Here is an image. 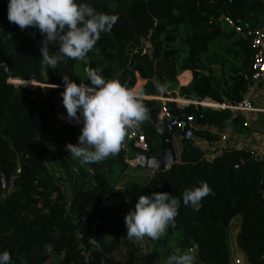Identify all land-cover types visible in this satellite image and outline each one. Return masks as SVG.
<instances>
[{
    "label": "trees",
    "instance_id": "1",
    "mask_svg": "<svg viewBox=\"0 0 264 264\" xmlns=\"http://www.w3.org/2000/svg\"><path fill=\"white\" fill-rule=\"evenodd\" d=\"M8 3L0 0V253L9 251L11 264H167L175 248H189V232L194 231L196 264H232L230 234L220 223L230 227L241 216L239 249L249 264H264L263 160L229 148L210 162L179 131L180 159L172 166L135 173L119 163L131 155L161 154V138L149 119L161 107L173 118L196 115L199 125L220 129L240 118L235 120L229 109L182 108L169 100L176 99V92L198 102L208 98L236 105L243 100L254 50L250 40L222 19L231 18L245 29L264 28V0H77L119 19L111 32L101 33L84 61L69 59L59 54L58 45L49 44L50 55L58 57L56 69L42 65L36 41L45 37L39 30L21 31L8 21ZM7 33L12 40L6 39ZM88 68L131 90L143 81L139 97L149 114L138 129L129 131L118 155L85 164L86 170L73 161L81 175L68 197L51 171L50 144L78 143L83 125L61 118L67 116L62 77L91 86ZM185 71L193 73V82L180 87L178 77ZM9 79L38 86H17ZM158 83H167L168 90L159 93ZM52 84L59 88L52 89ZM132 133L145 137L146 151L129 139ZM196 135L213 140L200 131ZM202 181L214 195L202 199L199 211L185 207L183 191ZM153 192L180 197L179 215L166 236L159 241L147 238L148 253L140 254L137 240L126 236L124 218L140 195Z\"/></svg>",
    "mask_w": 264,
    "mask_h": 264
},
{
    "label": "clouds",
    "instance_id": "2",
    "mask_svg": "<svg viewBox=\"0 0 264 264\" xmlns=\"http://www.w3.org/2000/svg\"><path fill=\"white\" fill-rule=\"evenodd\" d=\"M7 18L21 31L39 30L45 37L40 49L41 62L51 69H56L59 61L56 55H50L49 44L58 45L59 54L69 59L84 61L101 33L111 32L119 19L77 0H9ZM6 39L12 40V34L7 33ZM86 76L91 86L62 77L65 90L61 96L67 116L61 118L68 123H82L78 143H68L65 150L81 163L92 164L118 155L129 131L138 129L148 119L149 110L127 84L105 79L99 70L92 68L86 69ZM52 85V89L59 88ZM168 87L167 83L156 85L161 94ZM209 195L214 193L202 181L200 186L183 191L182 202L185 207L199 211L202 199ZM180 205L181 198L169 192L140 195L135 209L124 218L127 238L140 241L147 237L159 241L166 236L169 226H176ZM193 251V247L187 250L177 247L167 258V264H196ZM11 260L9 251L0 253V264H11Z\"/></svg>",
    "mask_w": 264,
    "mask_h": 264
},
{
    "label": "crops",
    "instance_id": "3",
    "mask_svg": "<svg viewBox=\"0 0 264 264\" xmlns=\"http://www.w3.org/2000/svg\"><path fill=\"white\" fill-rule=\"evenodd\" d=\"M239 75L241 76L242 74ZM178 81L180 87L190 86L193 82V73L191 71L183 72L178 77ZM139 82H142V86H143L144 82L141 80ZM140 90L138 91L137 94L138 97L140 96L139 95ZM176 94H177L176 99H170L169 101L177 103L182 108L188 107L189 105L185 103V100H189L187 99L188 97L179 96V92H176ZM242 96H243V100L246 97H249L251 99L255 107V111L244 113V112L231 110L232 112L235 113L234 115L235 120L238 119V117L240 118L236 122H233L232 120L231 123L228 125V127L225 129H220L213 126H201L198 123L196 124L197 132L200 131L202 133L210 135L213 138L212 141H208L207 139L201 138L196 135V140H193L195 145L200 150L203 151L206 160L210 162L215 160L216 158L222 156L224 151L229 148L235 150L249 151V152H261L264 150V80L258 84L257 88L254 90L252 94L250 95L248 94V88H247L246 92L243 93ZM224 99L226 98L224 97ZM157 100L161 101L162 103L167 101L164 98H158ZM178 102H180V104ZM215 104L218 106L213 107L216 106ZM223 105H227V104H220L218 102H215L207 98L203 100V104L201 105V107L214 109V110H220V109L224 110L223 108L220 107ZM195 106L198 107L199 105L195 104ZM228 106H232V105H228ZM61 117H65V116L61 115ZM149 117L151 121L153 122L155 121L162 125H165L167 121L166 115L164 114L162 107L150 113ZM63 120L67 121L66 119ZM72 124L74 126H78L82 123L77 124L74 122ZM176 135H177L176 133L172 134L173 143L177 154V159H176L177 161L180 159L181 146ZM223 137H226V140H223ZM155 157L141 156L135 159L134 156L131 155L130 157H128V160L126 159V162L128 164L127 169L135 173H143V172L155 173L156 171L161 170L158 164H153V160L155 159ZM138 167H142V169H137ZM241 223H242V217L237 216L232 220L230 225L231 233H230L229 243L233 257V264H236L237 262H239V264H249L246 255L239 249L238 246V235L241 231Z\"/></svg>",
    "mask_w": 264,
    "mask_h": 264
},
{
    "label": "built area",
    "instance_id": "4",
    "mask_svg": "<svg viewBox=\"0 0 264 264\" xmlns=\"http://www.w3.org/2000/svg\"><path fill=\"white\" fill-rule=\"evenodd\" d=\"M226 24L233 27L236 33L243 35L246 39L250 40L252 48L254 50V58H253V65H252V73L250 77V83L248 85V94H252L254 90L257 88L258 84L264 80V28H243L235 24V22L228 17L222 19ZM9 82L15 84L12 79H9ZM180 104V102H178ZM187 105H199L201 106L203 102H198L196 100H185ZM216 105V104H215ZM198 106V107H199ZM213 106V107H217ZM223 109H230L233 111L249 113L255 111V107L249 97H246L242 102L228 106L223 105L220 106ZM163 112L166 115V128L168 132L172 135L177 132H182V137L185 140L193 141L196 140L195 131H196V124H197V116L191 115L184 119L173 118L169 114L166 108H163ZM129 139H136L135 145L137 149L146 151L148 149V145L144 136H137L136 134L132 133L129 136ZM223 140H226V137H223ZM253 158L257 160L264 161V150L261 152H250ZM2 188L3 190H7V184L5 181H2ZM236 264H239L237 262Z\"/></svg>",
    "mask_w": 264,
    "mask_h": 264
},
{
    "label": "rangeland",
    "instance_id": "5",
    "mask_svg": "<svg viewBox=\"0 0 264 264\" xmlns=\"http://www.w3.org/2000/svg\"><path fill=\"white\" fill-rule=\"evenodd\" d=\"M12 81H14L15 85L17 86L18 85H23V86H28V87L38 86L36 82H32V84H30L28 82H24L21 80L12 79ZM141 87H142V82H139L137 85V88L134 89V92L138 94V91L141 89ZM74 122L75 121H73L72 123ZM65 146L66 144L59 142V141H55L50 144V148H51L53 155H52L49 165H50L51 171H53L56 174L57 178L60 179V181L63 183L64 189L67 192L68 197H71L74 185L80 181L79 179H80L81 174L78 173L79 172L78 165L80 167L82 166L84 170H86L88 167L84 163H81L78 159L71 157L70 152L65 150ZM73 161H75L78 165L76 166L73 163ZM137 169H142V167H138ZM83 175L87 176L85 172L83 173ZM146 239L147 237H145L143 240L136 242L138 246V250L140 249V254L148 253V250L146 249L147 244H148ZM229 242H230V239H229Z\"/></svg>",
    "mask_w": 264,
    "mask_h": 264
},
{
    "label": "water",
    "instance_id": "6",
    "mask_svg": "<svg viewBox=\"0 0 264 264\" xmlns=\"http://www.w3.org/2000/svg\"><path fill=\"white\" fill-rule=\"evenodd\" d=\"M33 37L35 38V35H33ZM36 44L38 46H40V45H42V42L36 41ZM205 74L208 75L209 73L206 72ZM149 119H150V117H149ZM151 122H152L153 126L156 128V130H157V132L161 138V141H162L161 154L159 156L155 157V159L153 160V164H158L160 169L164 170V169L168 168L169 166H172L177 159V154H176L174 143H173V137L168 132V130L166 128V124L162 125V124H159L155 121L154 122L151 121ZM119 163L124 169L128 168V164L124 158L119 159ZM239 166L240 165H236L235 167L237 168ZM262 177L264 178V174L262 175ZM220 225L226 230V232L228 234L231 233L230 227H226L224 225L223 221L220 223ZM188 246L193 247L194 249H196V247H197L194 231L189 232ZM232 264H233V262H232Z\"/></svg>",
    "mask_w": 264,
    "mask_h": 264
},
{
    "label": "bare ground",
    "instance_id": "7",
    "mask_svg": "<svg viewBox=\"0 0 264 264\" xmlns=\"http://www.w3.org/2000/svg\"><path fill=\"white\" fill-rule=\"evenodd\" d=\"M16 82H18V81H16ZM19 82H21V81H19ZM28 83L32 84V82H28Z\"/></svg>",
    "mask_w": 264,
    "mask_h": 264
}]
</instances>
